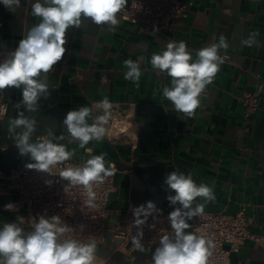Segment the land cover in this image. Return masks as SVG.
<instances>
[{
	"label": "crops",
	"instance_id": "obj_1",
	"mask_svg": "<svg viewBox=\"0 0 264 264\" xmlns=\"http://www.w3.org/2000/svg\"><path fill=\"white\" fill-rule=\"evenodd\" d=\"M183 2L190 6L188 15L167 36H146L122 21L119 14L115 31L90 19L80 29H69L67 51L48 73L49 95L38 101L37 112H25L37 121L33 142L46 138L49 131L67 136L63 125L67 112L88 106L93 108V115L100 114L93 106L104 96L113 104L111 118L129 115L136 124L139 145L135 151L128 146H112L105 138L91 141L86 146L90 153L77 143L67 144V139L59 141L69 150L75 149L71 160L86 161L92 155L107 153L106 161L120 169L107 208L105 240L96 244L95 264H153L152 253L159 243L145 247L151 251L129 254L113 233L124 229L127 208L148 201L165 215L160 223L162 236L172 232L167 217L174 206L166 197L175 193L164 181L175 170L191 174L197 184L214 188L216 200L206 205L207 212L235 214L245 208L249 230L264 236V0ZM31 3L35 0H21L16 12L0 3V50L14 51L27 30L39 22L31 15ZM256 30L260 46H242L241 40ZM220 35L229 44L226 52H220L225 63L202 94L196 115L186 118L162 97L161 90L170 86L171 78L151 68V55L164 50L169 41H185L195 58L198 50L218 42ZM140 56L145 59L140 62L142 75L137 87L124 79L127 69L123 62L136 61ZM260 85V108L248 113L243 97ZM4 98L8 111L0 120V169L8 170L33 161L19 154L7 132L9 120L24 110L15 108L22 92L7 88ZM9 202V198L0 197V227L24 217L6 211L4 205ZM21 227L32 230L23 224ZM232 261L264 264V247L249 241L232 255Z\"/></svg>",
	"mask_w": 264,
	"mask_h": 264
},
{
	"label": "clouds",
	"instance_id": "obj_2",
	"mask_svg": "<svg viewBox=\"0 0 264 264\" xmlns=\"http://www.w3.org/2000/svg\"><path fill=\"white\" fill-rule=\"evenodd\" d=\"M0 3L11 12L21 8V0H0ZM126 4L127 0H35L31 3V15L39 18V22L27 30L18 47L0 62V93L7 88L22 92V100L15 104V108L23 107L24 110L9 120L7 132L19 154L29 156L33 161L26 165L27 168L57 176L53 169L75 155V149L69 150L59 141L67 139V144L77 143L79 148L90 153L92 150L86 146L91 141L105 138L113 108L107 96L93 106L100 114L93 115V108L88 106L67 112L63 120L67 137L49 131L46 138H37L33 142L37 121L25 112H37L38 101L49 95L48 73L67 51L68 30L80 29L90 19L96 25H105L109 31H115L120 23L118 14ZM259 36L258 30L252 31L241 40V45L259 47ZM228 48L226 37L220 35L218 42L198 50L195 58L185 41H169L164 50L152 53L151 68L171 78L170 86H164L161 91L175 112L186 118L196 115L201 107L202 94L225 63L221 49L226 52ZM144 59L140 56L136 61L127 59L123 62L127 69L124 79L136 83L137 87L142 75L140 62ZM106 155H92L80 166L62 168L58 176L67 181L63 191L67 194L73 188H82L87 197L85 205L95 208V187L114 175V167L106 161ZM46 183L50 185L52 181ZM164 183L175 193L166 197L174 206L167 217L172 232L161 236L159 246L152 253L153 264H208L211 250L215 247L213 240L196 232H186V229L192 226L189 221L202 217L206 205L216 200L214 188L206 183L197 184L191 174L178 170L169 173ZM14 207L11 202L4 205L6 211H12ZM157 213H162V210L152 201L133 209V225L137 228L132 237L135 249L151 251L142 243L143 226L150 215ZM31 220V231L21 227L23 217H19L18 222H6L0 227V264H95V242L84 243L70 238L68 234L74 229L59 215L38 214ZM149 227L154 228V225Z\"/></svg>",
	"mask_w": 264,
	"mask_h": 264
},
{
	"label": "built area",
	"instance_id": "obj_3",
	"mask_svg": "<svg viewBox=\"0 0 264 264\" xmlns=\"http://www.w3.org/2000/svg\"><path fill=\"white\" fill-rule=\"evenodd\" d=\"M189 8L190 6L183 0H127V6L119 16L122 21L137 27L146 36H167L187 17ZM11 52L13 51L0 50V62ZM261 90L262 85L244 95L243 103L248 113H255L260 108ZM7 111L3 91L0 96V120L7 115ZM105 139L112 146H128L132 151H135L139 145L136 124L129 115L112 117ZM84 162L69 160L58 165L53 169L57 176L29 169L26 163L8 170L0 169V197L9 198L14 204L15 207L10 212L24 215V227H32L31 217H38V214H46L49 217L59 215L62 221L74 229L68 234L70 238L84 243L101 244L106 236L109 200L115 189V179L120 169L116 164H111L114 167V175L95 187L96 207L90 208L84 203L87 197L83 189L76 187L66 194L63 186L67 181L58 176L62 168L80 166ZM48 180L52 181L50 185L46 183ZM134 208L136 207L130 206L125 211L124 229L113 233V238L120 241L129 254L137 250L132 244V237L137 232V228L133 225ZM164 218L163 213L148 217L143 226L144 247L159 243L163 234L160 223ZM189 223L192 226L186 229V232H196L198 235L212 239L215 244L208 258V264H239L232 261V255L238 254L249 241L264 247V236L256 235L249 230L250 219L246 215L245 208H241L235 214L209 213L205 210L202 217L194 218ZM149 225H154V228Z\"/></svg>",
	"mask_w": 264,
	"mask_h": 264
}]
</instances>
